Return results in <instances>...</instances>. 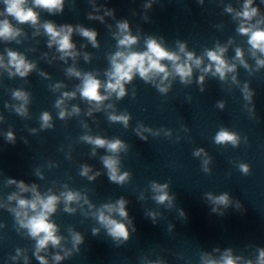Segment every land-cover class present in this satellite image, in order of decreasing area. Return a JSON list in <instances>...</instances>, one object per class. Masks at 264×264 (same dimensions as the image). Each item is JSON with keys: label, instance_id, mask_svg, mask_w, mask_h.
<instances>
[{"label": "clouds", "instance_id": "9594fccd", "mask_svg": "<svg viewBox=\"0 0 264 264\" xmlns=\"http://www.w3.org/2000/svg\"><path fill=\"white\" fill-rule=\"evenodd\" d=\"M6 5L5 12L8 16L15 19L18 24H30L33 27L39 24V13L35 10L37 8L47 10L50 14L55 15L63 11L64 0H31L32 6H28V0H4ZM255 0H244L243 10L236 12V17L241 19L240 27L238 31L241 35L248 36V43L251 45L253 50V56L257 52L264 54V28L258 27L257 25L261 21H257L256 24H249L254 17L259 15V8L254 7ZM94 11L88 14V18L91 20H99L101 23L104 22L105 17L114 15V9H108L105 5L96 6L94 5ZM150 7V5H146ZM103 9V13H101ZM225 11L232 13L234 10L231 7L225 9ZM43 30L49 37L48 47H56L57 52L61 53V59L66 61L67 58L75 59L79 53L76 51V45L72 40L74 32H78L80 36L86 38L93 47H98L97 36L98 33L94 29L85 28L77 25L73 27L70 24L57 26L51 21L45 22ZM119 33L117 34L120 38L118 39V45L125 51H117L111 57V69L106 73L108 80L106 83H102L101 80L97 79L91 72L82 74L75 68H69L68 73L77 78H82V83L78 87L79 94L82 99L89 102L90 105H94L96 110H100V106L104 101L114 93L117 99L123 98L126 95L125 84L130 83L134 77L138 74L145 82L152 81L155 77L161 76L160 85H158L160 92H166L170 85H164V81H167L169 76L174 72L181 78L182 83L190 81L193 75V66L200 68L203 63L201 58H196L193 52H187L185 45H180V53H183L186 59L181 62V55L176 52L167 50L164 46L157 42L156 39L149 38L146 41V50L144 51H132L133 45L137 44V37L131 35L129 23L125 20L118 23ZM22 34V29L15 27L8 19L0 20V40L11 41L15 40ZM7 51V64L4 63V57L0 56V67L5 68L10 76L19 75L20 77H26L34 68L35 64L29 62L26 57L11 49ZM225 47L217 46L215 50H208L205 55L207 56L210 63L201 69L203 73H212L213 75H219L223 80L228 72H234L236 70V64H229L225 59ZM244 53L242 49H236L235 59L239 60L240 63L247 68L248 65L243 59ZM85 59H89L88 54H85ZM163 61H170L172 64V71H169L168 65L162 63ZM258 67H264V59H257ZM214 66V71H213ZM12 69L15 71L13 72ZM205 79L204 75L198 77V83L203 84ZM235 80V77H233ZM57 88L60 85L56 86ZM107 95L101 93V89ZM203 91V89H201ZM76 92H64L63 98L56 101V107L61 108L64 104L65 98H75ZM13 97L18 100L26 102V94L20 90L13 92ZM250 99V95L245 97ZM221 108L223 104L219 105ZM112 107V105H108ZM18 114L23 115L26 112L24 105L16 108ZM72 111L74 113L79 112V108L73 106ZM69 113L63 108L59 113V117L64 119ZM91 115V112H89ZM109 119L113 122H122L125 127L128 125L130 117L126 114L109 116ZM42 127H51L50 120L51 116L48 112H44L41 116ZM150 131V129H145ZM137 135L141 139H147L143 136V133L137 130ZM7 139L9 142H14V133L8 132ZM83 140L89 144L94 145L98 148H106L109 153L116 154L125 148L124 142L120 139L107 140L99 136H84ZM217 144H223L225 142H231L235 147L237 144V136L227 130H221L215 137ZM203 149H200L196 155H199ZM95 154V151H93ZM104 167L108 170L109 180L117 184H123L129 177L128 172L119 174L118 159L116 155H106L102 157ZM240 170L247 174L249 169L247 165H240ZM92 169L88 165L82 166L80 175L88 177L89 180H95L99 172L95 175L89 176ZM9 184L17 185L19 192L13 193L8 197L9 201H15L16 207L10 208L9 211L13 212L17 222L21 228H25L28 231V235L36 241L35 252L33 253L35 259L39 264H49L46 253L49 245L53 248H60L63 237L59 236L58 226L50 219L52 214L57 211V205L60 202L61 197L48 194L41 195L35 185L28 186L24 181H17L15 179H9ZM153 190L159 193L155 196V200L163 204L168 201L169 195L165 191L167 185H157L153 183ZM32 193V198L27 199L23 197L24 193ZM65 203L66 212H74L75 209L70 208L72 202H77L81 199L80 194L72 191L62 193ZM211 198V197H210ZM215 203L227 206L229 202L228 195L225 193L219 197L214 198ZM127 201L123 198L118 200L115 204H105L103 208L98 212L97 219L101 225H103L109 235L114 239H123L127 241L130 233L127 225L121 220L113 218L112 214H118L123 219L128 218V212L126 210ZM215 211V209H213ZM31 213V215H30ZM107 213V214H106ZM95 215V214H94ZM155 219V214L150 213ZM99 230L93 229V234H96ZM73 247L76 248L82 242V236L79 233L73 234ZM63 250V249H62ZM22 250H16V256L12 257L13 260L18 259L22 255ZM71 255L70 251L65 252L62 256L58 252L52 256L55 264L65 259L66 256ZM240 257H233L230 250L225 253L220 261L209 259L206 264H239ZM27 264V257H25ZM247 264H252V261H248ZM257 264H264V249L259 251V258Z\"/></svg>", "mask_w": 264, "mask_h": 264}]
</instances>
